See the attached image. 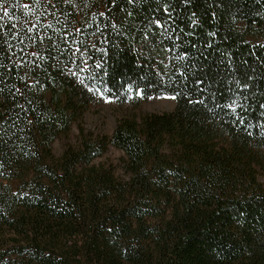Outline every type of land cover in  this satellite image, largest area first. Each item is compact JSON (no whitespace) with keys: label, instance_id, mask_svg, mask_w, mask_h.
I'll list each match as a JSON object with an SVG mask.
<instances>
[{"label":"trees","instance_id":"1","mask_svg":"<svg viewBox=\"0 0 264 264\" xmlns=\"http://www.w3.org/2000/svg\"><path fill=\"white\" fill-rule=\"evenodd\" d=\"M0 264H264V0H0Z\"/></svg>","mask_w":264,"mask_h":264},{"label":"rangeland","instance_id":"2","mask_svg":"<svg viewBox=\"0 0 264 264\" xmlns=\"http://www.w3.org/2000/svg\"><path fill=\"white\" fill-rule=\"evenodd\" d=\"M175 106V100L168 95L152 96L142 100L137 106H132L130 102L122 104L114 99H102L90 104L88 110L83 114L80 125L86 131H92L94 134L111 135L116 122L119 118L126 115L140 116L147 112H163L172 110ZM79 123H74L66 138L57 139L53 143L56 153L62 151L65 143L78 144ZM123 152L120 149L109 145L107 151L96 162H108L119 164Z\"/></svg>","mask_w":264,"mask_h":264}]
</instances>
